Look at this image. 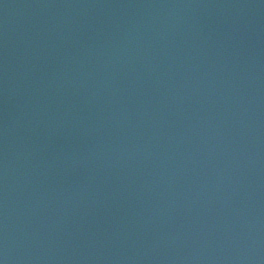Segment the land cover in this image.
Instances as JSON below:
<instances>
[{
	"label": "water",
	"instance_id": "obj_1",
	"mask_svg": "<svg viewBox=\"0 0 264 264\" xmlns=\"http://www.w3.org/2000/svg\"><path fill=\"white\" fill-rule=\"evenodd\" d=\"M0 264H264V0H0Z\"/></svg>",
	"mask_w": 264,
	"mask_h": 264
}]
</instances>
